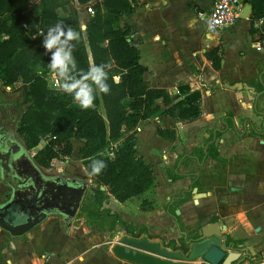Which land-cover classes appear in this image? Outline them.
Masks as SVG:
<instances>
[{
	"label": "crops",
	"instance_id": "obj_1",
	"mask_svg": "<svg viewBox=\"0 0 264 264\" xmlns=\"http://www.w3.org/2000/svg\"><path fill=\"white\" fill-rule=\"evenodd\" d=\"M212 4L210 0L207 6L201 7L194 0H186L185 11L177 14L171 0H136L132 18L125 17L124 23L135 31L139 62L145 67L143 78L149 87L165 89L174 97L173 103L185 96L179 93L178 85L198 90L200 114L194 119L164 114L140 121L135 133L137 154L151 165L154 185L124 202L109 195L101 205L118 215L124 224L114 241L123 236L135 238L134 235H139L158 241L164 249L185 253V249H177L180 236L196 237L201 226L217 221L225 227L222 232L225 250L240 252L234 264H258L264 259V94L258 98L256 94L263 90L264 52L257 51L253 45L257 34L261 37L262 28L258 30L249 19L240 17L231 26L209 31L205 16ZM146 12L150 13L152 34L135 21L138 14ZM198 18L204 20L200 35L204 34L208 41L202 40L200 35L193 36L195 46L184 41L178 43L177 57L170 61L160 57L174 33L183 38L192 34ZM241 20L246 23L244 27ZM170 24L178 30L172 33ZM242 29L249 33L252 43L249 49L237 46V59L229 63L227 42ZM145 42L149 43L145 50L146 61L142 62ZM216 47L221 56L217 70L204 56ZM49 77L56 80L55 74L48 75L47 79ZM155 104L162 109L167 107L161 98L156 99ZM149 124L154 138L140 147L137 135ZM212 142L220 159L188 156L194 148H203L205 152ZM183 152L186 154L180 157ZM172 174L182 177L172 178ZM197 193L203 196L197 198ZM179 196L183 201L173 208L172 214L168 206ZM133 198L136 201L132 202ZM85 226L87 234L100 232L94 222ZM128 227L131 229L125 234L123 231ZM169 241L176 242V247L167 246ZM101 252L99 244H94L85 253L87 261L79 264H133ZM44 257L45 264H61L65 254L48 251ZM192 264L203 262L198 259Z\"/></svg>",
	"mask_w": 264,
	"mask_h": 264
},
{
	"label": "trees",
	"instance_id": "obj_2",
	"mask_svg": "<svg viewBox=\"0 0 264 264\" xmlns=\"http://www.w3.org/2000/svg\"><path fill=\"white\" fill-rule=\"evenodd\" d=\"M135 1H95L91 7L93 14L81 29L74 6L88 5L90 0H39L37 3L0 0V82L4 86L17 83L20 97L17 105L28 104L17 130L26 148H33L46 139L34 154V161L48 168L53 159L70 156L71 139L76 138L83 141L78 156L87 173L91 171L93 159H102L107 164L99 175L91 176L97 187L94 198L85 206L87 217L99 213L109 195L124 202L154 185L151 165L137 154L135 133L140 121L164 114L194 119L200 114L198 90L178 85L179 93L185 96L173 103L174 97L165 89L149 87L143 78L145 67L139 62L135 31L131 25L118 24L122 15L133 13ZM242 2L252 7L251 23L264 16V0ZM70 3L74 6L69 10ZM60 21L80 33L81 39L74 42L73 50L80 70L86 72L92 64L112 62L107 80L111 91L107 95L97 92L95 106L88 110H82L72 96L51 88L47 81V76L55 73L49 72L50 54L45 53L43 37L38 34ZM250 32L253 33L252 29ZM261 37H264V26ZM218 50L216 47L204 53L216 70L221 60ZM159 98L166 108L155 104ZM192 155L220 159L214 142L208 143L205 152L203 148H194L188 154ZM180 177L181 174H172V178ZM101 186L106 189L101 190ZM181 201L183 197L175 198L168 206L169 212L173 214V208ZM144 204L145 201L142 208ZM178 226L181 230V225ZM187 239L188 236L181 235L177 249H186ZM175 245L176 242L169 241L167 246Z\"/></svg>",
	"mask_w": 264,
	"mask_h": 264
},
{
	"label": "rangeland",
	"instance_id": "obj_3",
	"mask_svg": "<svg viewBox=\"0 0 264 264\" xmlns=\"http://www.w3.org/2000/svg\"><path fill=\"white\" fill-rule=\"evenodd\" d=\"M38 1L39 0H32L33 3H37ZM95 1L99 0H90L88 5L74 6L70 3V5L67 6V9L69 10L72 6H74V8L77 10V22L80 28L85 25V22H87L89 17L93 14V12L92 14L87 13V6L92 7ZM185 1L186 0H171V3L177 8V14L185 11ZM194 1L201 7L207 6L210 2V0ZM192 11L194 12V10ZM132 16L131 14L129 16L122 15L118 21V24L122 25L124 23L125 17H127V20H130ZM149 17V12H146L145 14L140 13L136 16L135 21L138 22V24H142V27H146L147 32L152 34L153 27H151L152 24L150 20H148ZM176 17L178 16L176 15ZM189 18L190 16L187 17V19ZM241 21L243 22L244 27L246 23L244 20ZM203 26L204 20L202 18H198L194 22L191 35L183 38L178 36L177 33H174L173 37L168 39L167 47L163 48L164 52H161L160 57L163 56L169 61L177 57L178 43L180 44L184 43V41H188V43H191L190 45L193 46L195 44L193 43L195 40L193 36L195 37L200 35ZM177 28L170 24V31L172 33L174 31L176 32L178 30ZM200 38L204 41H208L204 34L200 35ZM148 43L149 42H145L142 48V62L146 61L145 50L148 46ZM251 43L252 41L249 37V33L244 31V29L241 30V33L233 35L227 42V46L229 47L228 51H226V55L228 56L229 63H234L237 59L235 51L237 46L239 47L242 45V47L248 48ZM238 55L240 57V54ZM51 77L47 79L49 86L57 88L56 80H53V78L51 79ZM19 99L20 97L17 83L12 86H4L0 82V123L16 132H18L17 130L21 123V117L28 107V104L24 105L23 107L18 106L17 101ZM17 136L19 140H23L19 132ZM152 138H154V135L151 125L149 124L142 133L137 135V143L140 147H143L144 144H147V141L150 142V139ZM45 142L46 139H42L37 146L30 149V152L35 154V152L38 151L45 144ZM71 143L73 147L72 154L70 156L51 161L47 172L55 173L59 169H63V171H65V173L68 175L84 179L87 187L77 214L69 220V225H67L66 221H64L58 215L48 216L41 223L21 236H11L6 230L0 227V264H45L44 254L48 251L58 253L59 255L64 253L65 258H63L61 264H79L81 262L87 261L85 253L87 249H89L94 244H99V249L102 250L101 254L106 253L112 259H118L112 253L111 248L114 245V242H119L120 238H118L117 241H114V236L124 224L118 215L110 213L108 209L102 208V205L99 208V213L97 212L96 215L87 217L84 209L88 201L94 198L93 194L97 186L91 176L87 174L84 167H82L81 160L78 156V148L82 145L83 141L72 138ZM7 191L8 190L2 187L0 184V196H3V193ZM134 201H136V198H133L132 202ZM117 207L118 204H115L114 208ZM92 222H94L99 228L98 231L100 232H98L97 235L93 233L87 234L85 225ZM128 226L131 227L132 225ZM128 229L131 228L128 227L127 230L123 232L125 234L129 233ZM134 236L135 238H140L139 235ZM81 243H84L85 245H80ZM184 252H188V248ZM80 256L81 259L78 258Z\"/></svg>",
	"mask_w": 264,
	"mask_h": 264
},
{
	"label": "flooded vegetation",
	"instance_id": "obj_4",
	"mask_svg": "<svg viewBox=\"0 0 264 264\" xmlns=\"http://www.w3.org/2000/svg\"><path fill=\"white\" fill-rule=\"evenodd\" d=\"M17 134L18 132L0 123V184L8 190L0 196V205L8 203L14 194L17 200L13 211L7 210V216L12 212V217L9 216L10 219L7 220L18 225L44 213L46 218L58 215L69 223L64 212L71 209L72 200L86 182L66 174L63 169L48 173V168H43L34 161L31 148H26ZM81 202L82 200L75 215Z\"/></svg>",
	"mask_w": 264,
	"mask_h": 264
},
{
	"label": "water",
	"instance_id": "obj_5",
	"mask_svg": "<svg viewBox=\"0 0 264 264\" xmlns=\"http://www.w3.org/2000/svg\"><path fill=\"white\" fill-rule=\"evenodd\" d=\"M251 9V5L245 4L241 17L246 18ZM262 94H264V84L263 90L256 94V98ZM86 187V183L81 185V189L78 190L76 197L71 202V209L64 212L67 219L70 220L74 217L76 208L83 199ZM103 189L104 187L101 186V190ZM192 191L196 192V189L193 188ZM201 196L203 194H196L197 198ZM15 197L16 195L14 194L8 203L0 205V227L11 236H21L45 220L46 214L43 213L37 217L29 218L22 224H11L10 220L7 219H10L9 216L12 217V212H9V216H7V210L13 211L17 203ZM196 197H194L195 202L197 200ZM3 210L6 211L3 212ZM175 212L179 214L178 210ZM224 228V225L219 224L217 221L201 226L196 237L186 240L188 252L185 253L164 249L158 241L149 240L146 237L134 238L130 236L121 237L119 242L112 246L111 250L118 259L133 264H192L198 259H201L206 264H234L238 260L240 252L225 250L222 240Z\"/></svg>",
	"mask_w": 264,
	"mask_h": 264
},
{
	"label": "clouds",
	"instance_id": "obj_6",
	"mask_svg": "<svg viewBox=\"0 0 264 264\" xmlns=\"http://www.w3.org/2000/svg\"><path fill=\"white\" fill-rule=\"evenodd\" d=\"M42 45L46 54H50L48 69L55 73L57 89L72 96L74 102L82 109L88 110L95 106L96 93L107 95L111 89L107 83L112 62L92 64L85 72L77 66L73 55L74 42L81 39L80 33L63 21L50 26L46 32L41 30ZM90 176L99 175L107 164L102 159L91 161Z\"/></svg>",
	"mask_w": 264,
	"mask_h": 264
},
{
	"label": "built area",
	"instance_id": "obj_7",
	"mask_svg": "<svg viewBox=\"0 0 264 264\" xmlns=\"http://www.w3.org/2000/svg\"><path fill=\"white\" fill-rule=\"evenodd\" d=\"M244 5L242 0H213L212 8L205 16L207 30L215 31L233 25L235 21L241 17ZM92 12L91 7L87 6V13L92 14ZM250 16L251 11L246 18L250 19ZM252 25L258 30L262 28V26H264V16L254 19ZM253 46L257 51L264 52V37H260L259 34H257ZM258 264H264V259Z\"/></svg>",
	"mask_w": 264,
	"mask_h": 264
}]
</instances>
